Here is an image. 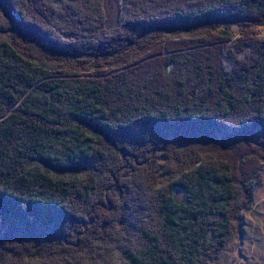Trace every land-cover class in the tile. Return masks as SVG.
Masks as SVG:
<instances>
[{
    "label": "trees",
    "instance_id": "obj_1",
    "mask_svg": "<svg viewBox=\"0 0 264 264\" xmlns=\"http://www.w3.org/2000/svg\"><path fill=\"white\" fill-rule=\"evenodd\" d=\"M180 1L120 0L107 25L105 0H0V264H94L109 240L121 264H206L240 233L264 154L168 174L169 153L147 173L130 153L179 154L178 135L218 124L264 134V37L247 27L264 0ZM139 199L157 231L128 223Z\"/></svg>",
    "mask_w": 264,
    "mask_h": 264
},
{
    "label": "rangeland",
    "instance_id": "obj_2",
    "mask_svg": "<svg viewBox=\"0 0 264 264\" xmlns=\"http://www.w3.org/2000/svg\"><path fill=\"white\" fill-rule=\"evenodd\" d=\"M186 1L187 0L185 1L182 0L178 3H174L172 5V8L175 10H179V8H182L187 4ZM121 3L122 2H120V0H105V9L110 14L107 25H111L112 23H114L115 13L118 14L123 13ZM189 3H190L189 7L191 8L185 11H189L195 7H198L201 2H198L196 0ZM27 17L29 18V20L37 22L36 20H33L31 16H27ZM247 27L250 28L251 31H253V33L257 32L258 35H260V37H264V21L261 24H257L255 26L248 25ZM109 28H113V27H109ZM234 28L235 27H233V29ZM23 29L28 33H30V27L28 24L25 27L23 26ZM24 33L26 34V32ZM162 35L163 34H161L160 36ZM56 38L58 39V36L55 37L53 36V38L51 37L53 41L57 42L59 45H62L59 42V40H57ZM64 40L66 39L64 38ZM63 48L65 49L64 46ZM234 50L235 49H232V52ZM237 54L238 57L243 58L245 56V50H239L237 51ZM222 63L225 70L229 69L230 67L229 61L223 60ZM244 119H248V118L245 117ZM248 124L251 127L252 123L248 122ZM178 126L179 125L176 124L174 129H178ZM220 127L224 128L225 131L224 135L220 134L219 136L218 131L213 132V134L218 135L221 138V140L219 139V143H220L219 145L213 144L214 143V138L212 137L213 134L208 135L207 138L203 137L202 134L201 136H199L193 133L189 134L188 138H183L182 135L180 134V136L178 135L179 139L181 140V142L180 140L178 141V144L180 146L178 145L175 147L176 148L180 147L181 149L185 147H190L189 150L185 152H180L179 154H175L174 146H170L173 142L169 141L164 151H162L161 148L157 149V154L155 153L148 154L147 150L145 152V155H142L140 150L139 151L136 150V152L135 151L130 152L131 154L136 156L134 158L133 164L134 166H137L138 173H142V171L144 173L145 172L147 173L150 172L153 168H155L156 164H158L156 160L158 159L160 153L163 154L169 153V157L166 156V160L160 162V164L164 163L165 166H163V168L162 167H158V168H160L161 171L166 169L167 173L171 174L173 173L170 172L171 170L181 167L180 161L183 158L186 159L185 156L187 157L189 156L188 158L189 160H193L195 156H202L205 159L217 160L219 163H221L219 161L221 156H225L226 159L230 160L232 158H235L236 156L242 158L243 155L250 153L251 154L250 160L251 162L254 163L257 161L259 155L264 154V144L261 146L260 141L258 142V140L264 141V134H262V137L254 136L248 130L243 131L240 130V128L238 129L239 134L237 133L235 134L236 129L234 128V126L231 127L227 125L218 124L217 128ZM152 135L155 136L156 134H152ZM209 138L211 139L209 140ZM239 142L241 144H239ZM146 143L148 147L153 146V143L151 144L148 142V137L147 139H145V144ZM259 146H261V148ZM167 148H169V150ZM186 161L188 160L186 159ZM168 169L170 171H168ZM132 172L133 170L130 173ZM261 176H262L261 182L257 185H255L256 183L252 185L253 200L251 204H249L246 210L240 213V233L235 238L229 240V242L226 244V247L224 246L220 247V249L217 250V256H215L211 261H209L206 264H264V166L262 167ZM122 177L125 178V176ZM126 179L129 178L126 176ZM153 182L155 181L153 180ZM127 193H128L127 189L124 188L122 198L126 197V201L129 202L130 199L127 198ZM182 194L183 192L181 190H179L178 188L175 189V196L178 200L182 199L180 196ZM132 209H136L137 211L134 212L133 210L131 211V214L127 213V218L130 220L128 221V223L130 225H133V227H135V224H138L141 227H151V230L153 232L157 231V229L161 227L160 225L162 224L163 220H159V224L151 225V222L148 219L149 215L145 213L146 209H143L142 207L141 199L136 200L135 204L132 206ZM106 210L109 211V208H107ZM129 234L130 236H133L135 240H138V242L141 241V235L136 233L134 230L131 229V232L128 233V235ZM7 240L12 241V238H9ZM105 245L106 247L103 248L104 250L100 253L99 260H96L94 264H121L119 256L117 254V246H118L117 242L114 240H109L105 243ZM23 256H27V255L24 254Z\"/></svg>",
    "mask_w": 264,
    "mask_h": 264
}]
</instances>
